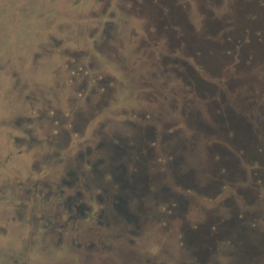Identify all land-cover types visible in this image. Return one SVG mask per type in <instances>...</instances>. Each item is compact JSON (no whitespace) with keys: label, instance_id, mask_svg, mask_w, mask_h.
<instances>
[{"label":"rangeland","instance_id":"1","mask_svg":"<svg viewBox=\"0 0 264 264\" xmlns=\"http://www.w3.org/2000/svg\"><path fill=\"white\" fill-rule=\"evenodd\" d=\"M137 1L145 7H141L136 3V0H109V3L115 6L114 8H111L106 0H98L100 3L96 0H0V264H75L77 262L66 257L69 254L68 251L59 250L63 248L64 238L57 243L58 236L55 234V230L57 229L56 224H62V222L53 224V229L45 230L44 234L42 233L44 239H41V243L32 244L37 236L31 232V229H34L37 234L39 233L47 219L43 220L42 218L43 222L41 223L40 218L43 215L58 217L57 211L49 205L50 203L42 206L40 199L43 200L47 192L51 191V186L55 185L54 178L59 171L53 165L55 159L61 160L59 165L67 164L68 155L66 156V150L63 149L65 143L69 144V147L72 143L67 127L62 126L67 112L71 111V115L73 112L77 121V123L75 122L76 127H74L78 134L76 144H74L76 147L75 156L78 157L80 153L88 152L90 147L95 149L103 142L111 145L92 155L93 159L107 160L105 165L98 164L97 166V168L102 167L105 170L113 166L111 156H114L115 153L112 155V152L118 150L115 149L112 139L121 148L126 147L124 142L121 143L117 139L119 136L122 139L125 138L121 133L125 126L119 124L132 115L124 114L122 111L112 114L110 110H124L123 108H127L131 102L132 106L140 111V114L143 110H147L148 106L156 108V113L158 110L159 114L155 118L164 114L165 111L169 112L171 106L179 108L177 112L179 114L180 110L184 112L186 104L180 98L181 91L187 87L189 89L196 88L188 84L185 86L183 73H186L187 79L196 77L199 82H204L208 86L204 90L206 94H209L207 91L213 89L216 90L214 92L220 94L223 91L222 88H226L224 91L227 95L229 93L227 87L242 89L259 84L257 80L251 79L244 72L245 63L242 59L245 52H243L240 64L236 65L235 70L233 69L234 63L231 64L234 61L232 55L218 56L220 54L218 53L220 51L219 43L224 40L222 25L229 22L235 16L234 12L239 8L243 9L244 0H168L170 5L164 11L163 18H161L162 9L159 7L158 0L156 2L155 0ZM68 3L75 5V9L73 6L71 10L66 9L65 5ZM151 13L154 14L153 17H151ZM231 14L232 17H230ZM227 17L230 19L227 20ZM235 18L240 17L235 16ZM180 19L187 25H193L198 31L201 25H210V27L213 25L214 33L205 30L203 39L214 41V45L206 43L207 48L202 47V51L199 46L198 48L189 47L190 51L187 52L181 35L184 34L189 40L188 37L195 36V34L175 30L179 25L176 21L179 22ZM103 20L108 26V32H105L106 25L103 26L104 34L95 32L93 27ZM165 20H168L169 24H164ZM89 26H92L91 31L86 29ZM167 27H170L171 31ZM102 39L105 44L100 45L99 41ZM193 54H198L199 57L202 55L205 61L202 59L203 63H201L199 59L200 62H197L195 57L192 58ZM74 59H79L78 64L82 67L87 61L100 60L99 63L102 66L92 68V71H105L106 74L108 72L113 78H118L120 81L121 69L119 68L138 67L135 70L138 71L140 78L137 79L134 76L133 80H129L131 84L137 82L141 87L139 97L137 101L135 100L136 104L134 105L131 101V97L125 101L123 95L126 89L124 87L123 93L118 95L117 99L106 89L103 97L104 100L108 99L109 105L105 108L103 100L101 102L100 99L94 100L95 91L89 94L91 102L89 98L82 103L76 102L73 93L77 92L75 90H81L79 82L82 81V77L79 82L70 83L71 72L77 71L74 64L71 63ZM138 60L141 62L138 63ZM224 65H227L226 68ZM222 74H224L223 78H221ZM156 75L157 77H155ZM218 78L223 79L221 83L217 82ZM254 78L257 77L254 76ZM231 79H236V81H231ZM126 83L129 88L128 81ZM117 87L114 86V88ZM128 88V92H131V89ZM167 90H171V92L168 93ZM159 93L167 94L169 102L161 99V103L158 104L161 98L158 96ZM111 95L112 97H109ZM229 99L230 104H233L230 96ZM138 101L143 105L147 104V107L140 110ZM164 103L168 104L164 106ZM200 106L203 104H193L191 109H196V107L200 109ZM106 108L107 112H104ZM52 112L54 113L53 117L58 118L61 125L55 126L54 122V125L50 122L49 119L53 118ZM88 118H91L92 123L90 120L89 122L84 121ZM138 119L139 127L142 128L145 125V119ZM186 120L171 126L172 133L170 135L177 155L184 153L181 148L184 143L186 145L193 140L192 137L195 135L193 128L199 125L195 121ZM187 122L191 124L188 125ZM106 123H112L111 127H103ZM131 126L134 125H130V129ZM115 128L117 133L113 132L112 138L109 137L108 134L111 130L115 131ZM134 131H137V127H134ZM205 138L207 137H200V142L194 150L196 155L192 157V162L199 163L200 158L204 157L206 145L208 146L210 141L213 142V138L210 140ZM136 147H139V144H136ZM235 152L241 157V153ZM56 153H59V156ZM47 160L50 162L49 165L46 164ZM181 162L177 165L178 167ZM241 167L246 172H250L248 164L245 162H241ZM40 170H43V174ZM76 170L80 173L78 169ZM131 171L128 170L129 174L132 173ZM217 171L222 175L227 173L223 168ZM150 173L151 171L148 172L151 176ZM170 173L172 175V171ZM170 173L168 174L170 175ZM115 174L113 177L117 178L118 171ZM78 178L80 183H76L77 185L87 183L91 186L90 180L84 181L81 176ZM66 179L69 178L66 177ZM100 179L97 177L94 184H100ZM114 180L112 179V182ZM41 183L45 185L44 188L41 187ZM115 183L117 184V182ZM170 183H165L159 189L150 185L151 190H155L151 196L156 195L158 198L156 201L161 204L159 207L156 206V201L151 203L147 200L149 206L147 208L151 209L150 213L155 214L157 218L153 222L155 228L163 223L160 221L162 205L164 199L170 195L174 200L184 197L189 204L200 201L206 207L211 203L214 204L210 201V197L203 195L202 192L199 195L194 189H180L181 187L176 186L174 181L172 184ZM235 184L233 192L237 191V187H245L244 183L240 181ZM104 185L111 187L110 182L103 178ZM37 187L41 194L44 193V196L37 192ZM164 188L171 191L160 193ZM253 193L255 194L254 191ZM223 194L225 195L221 197L222 199L229 196L227 192ZM105 199H107L106 195ZM126 200L129 210L136 213L137 200L134 201L131 195L128 199L126 197ZM218 204L219 202H216V205ZM185 205L187 206V204ZM258 205L254 206L252 215L258 214L259 217L264 218V204ZM185 210L186 207L179 208V214L183 217L188 212H184ZM109 215H113V218H107V225L104 224V228L98 227L100 233L104 229L110 233H122L126 230L123 228L124 224H120L121 218L118 213L109 212ZM109 215L108 217H110ZM139 215L145 221V225L152 224L151 214ZM199 215L200 211L191 212L189 220ZM34 216L38 217L37 221ZM30 225L34 228H31ZM140 226L142 228V224ZM162 227H165V221ZM174 231L175 229H173L171 237L172 243L167 237L156 232L151 236L145 235L146 232L142 229L134 238L121 235L113 241L114 244L109 246V249L104 246L103 249L97 247L99 250L95 252V255H91L92 257L89 256L87 264L100 263L101 253L110 257L109 262L103 264H154L157 263L156 259H161V264H175L176 262L166 259V256L161 252L163 249L167 250L171 244L172 248L175 247ZM55 241L57 244H54ZM49 248H51L50 251ZM54 249L58 253H53ZM56 258L59 259L55 260ZM131 258H134V261L131 262L129 260ZM256 259L258 260V257ZM82 261L80 259V264L83 263Z\"/></svg>","mask_w":264,"mask_h":264},{"label":"flooded vegetation","instance_id":"2","mask_svg":"<svg viewBox=\"0 0 264 264\" xmlns=\"http://www.w3.org/2000/svg\"><path fill=\"white\" fill-rule=\"evenodd\" d=\"M96 1L98 2V0ZM106 1L111 8L115 7L109 3V0ZM158 2L159 7L162 9L161 18H163L164 11L170 4L168 0H158ZM136 3L140 4L141 7H145L137 0ZM72 6L75 9V5L72 3L65 5L68 10H71ZM234 14L240 18H235L234 16L229 22L222 25V37L224 40L219 43L220 51L218 53L220 54L218 56L232 55L234 61L231 64L234 63L233 69L235 70L236 65L240 64L243 52H245L242 59L245 63L244 72L251 79L257 80L259 84L242 89L227 87L229 91L227 95L224 91L226 88H222L223 91L220 94L214 92L216 91L214 89L207 91L209 94H206L204 90L208 86L204 82H199L196 77H194L195 80L194 78L187 79L186 73H183L185 86L188 84L196 88L189 89L187 87L181 91L180 98L186 104L185 107L183 106L184 112L180 110L179 114L177 113L179 108L171 106L169 112L165 111L166 113L164 112V114H160L159 117L155 118L159 114L158 110L156 113V108L148 106L147 110H143L140 114V111L132 106L131 102L127 108H123L124 110H110L112 114L122 111L124 114L132 115L119 124L125 126L121 132L125 138L122 139L121 136H116L121 143H125L126 147L121 148L112 139L115 149L117 148L122 152L119 153L118 150L112 152V155L115 153L114 156H111L113 166L105 170L102 167L97 168V166L98 164L100 166L105 165L107 160H96L92 158V155L102 148L105 150L110 144L103 142L97 148L92 149L90 147L88 152L80 153L78 157L75 156L76 147L74 144H76L78 134L74 127H76L77 121L73 112L72 115L70 114L71 111L67 112L62 123L64 128L67 127L72 142L70 147L69 144L65 143V148L63 149L66 150V156L68 155L67 164L59 165L58 163L61 160L55 159L53 165L59 169L54 178L56 180L54 182L55 185L54 187L51 186L50 192L45 191L48 190L45 189L44 191L47 192V195H45L43 200L40 199L42 206L50 203L49 205L57 211L58 217H46L45 215L41 218L39 217L41 223L44 219H47L38 234L34 229H31V232L37 236L32 244L41 243V239H44V237L42 238L44 231L53 229V224L62 222V224H56L57 229L55 230V234L58 236L56 238L57 243L64 238L63 248L59 250L68 251L69 254L66 257L77 261L75 264H80V259L83 260L82 264H87L89 256L95 255V252L99 250L97 247L109 249V246L114 244L113 241L121 235L127 238H134L138 235L139 230L142 229L146 232L145 235L151 236L156 232L167 237L172 243L171 237L173 229H175V247L172 248L171 244L167 250L163 249L161 251L166 256V259L176 262L175 264H264V223H262L264 218L262 216L259 217L258 214L252 215L254 206L264 204V0H244L243 9L239 8ZM150 15L151 17L154 16L153 13ZM232 16L231 14L230 17ZM242 16L244 17L242 18ZM169 18H171L170 15ZM229 19L227 17V20ZM181 20L179 22L176 21L179 25H177L178 28L175 30H179L182 33L195 34V36H189V40L184 34L181 35L182 42L186 44L187 52L190 51L189 47L198 48L199 46L202 51V47L207 48L206 43L211 44V46L214 45V41L203 39L205 30L214 33L215 27L213 25L211 27L210 25H201L198 31L193 25H187ZM104 22V20L101 23L98 22V25L94 26L93 30L104 34L103 26L106 25ZM166 23L169 24V21L165 20L164 24ZM106 27L107 30L105 32L107 33L108 26L106 25ZM90 28L92 26L87 27V31H91L92 29ZM168 30L171 31L170 27ZM200 33L202 34L201 37ZM194 38L196 39L194 40ZM99 42H101L100 45L104 43L103 39ZM194 57L197 62L201 61L203 63L202 59L205 61L202 55L199 57L198 54H193L192 58ZM78 60L74 59V61H71L77 71H72V78L70 77V83H77L82 77V81L79 82L81 90H75L77 92L73 93L76 102L82 103L88 100L87 98L91 102L89 94L95 91L96 97H94V100L100 99V102L103 100V107L105 108L109 105L108 99L104 100L103 97L104 92L107 91L106 89L111 94H114V98L117 99L125 88V94L123 95L125 101L131 97V101L134 105L136 104L141 87L137 82H132L131 84L129 80H133L134 76L137 79L140 78L138 71L135 70L138 67L132 69L119 68L121 69L120 81L118 78H113L108 72L106 74L105 71H92V68L102 66L99 63L100 60L87 61L83 67L78 64ZM140 62L138 60V63ZM187 69L193 76L189 68ZM257 74L258 76H256ZM223 76L224 74H222L221 78ZM254 76L257 78H254ZM218 79V83L223 80ZM231 81H236V79H231ZM229 83L231 84L230 81ZM115 85L118 87L114 88ZM258 85L259 87H257ZM127 88L131 89V92H128ZM171 90H167V92L169 93ZM158 96L161 97L158 104L161 103V99L169 102L167 94L159 93ZM229 96L232 98L233 104H230ZM109 97H112V95ZM167 104L164 103V106ZM193 104H203V106H200V109L197 107L196 109H191ZM76 105L78 104L76 103ZM146 107L147 104L143 105L139 102L140 110ZM104 112H107V108ZM51 116H54L53 112ZM137 117L145 119V125L142 128L139 127V119ZM183 118L187 119L186 121H195L199 125L196 128L192 127L195 134L192 137L193 140L186 143V145L184 143L181 148L184 153L177 155L178 153L174 151L175 148L170 135L172 133L171 126L184 122ZM49 120L52 124L54 122L55 126L61 125L58 118L53 117L52 120ZM89 120L92 123L91 118L84 121L89 122ZM111 124L106 123L103 127H111ZM187 124L191 123L187 122ZM130 125L134 126H131L132 128L130 129ZM134 127H137L136 132ZM103 132L105 131L103 130ZM113 132L117 133V129L115 128V131L111 130L110 134H108L109 137L112 138ZM204 136L207 137L205 138L207 140L213 138V142L210 141L209 145H206L204 157L200 158L201 160L199 159V165V163L191 160L196 155L194 150H196L200 142V137L204 138ZM214 139H217V141H214ZM44 141L45 139L43 138ZM136 144H139V147H136ZM235 151L241 153L242 158ZM59 153H56V155L59 156ZM125 158L127 160H124ZM172 162L176 166H172ZM180 162L181 165L178 167L177 165ZM241 162L248 164L249 173L241 167ZM46 164H50L49 160L46 161ZM222 168L224 171L226 170V174H218L217 170ZM128 170H132V173L129 174ZM42 171L40 170V172ZM116 171L119 174L116 176L117 178H114ZM149 171H151V176L148 174ZM170 171H172V175ZM78 176L83 177L84 181L90 180L91 186L87 183L77 185L80 183ZM66 177L69 179H66ZM97 177L101 178L100 184H94ZM103 178L110 182L111 187L108 185L103 186ZM111 178L116 180L112 182ZM172 181L175 182L176 186H180V189H194L199 195L202 192L203 195L210 197V201L214 202V204L211 203L207 207L202 205V201L189 204L184 197L174 200L170 195L171 198L166 197L162 205L161 216L163 218L161 217L160 221L161 223L165 221V227H162V223L158 228H155L153 222L157 218L155 214L150 213L151 209L147 208L149 207L147 200L152 203L158 198H156V195L154 197L151 196L155 190L153 189L154 191H152L150 185L159 189L165 183L171 182L170 184H172ZM238 181L244 183L245 187H237V191L233 192L235 183ZM40 185L42 188L45 187L42 183ZM37 188V192L44 196L43 191H41L43 193L41 194L39 187ZM166 191L171 190L164 188L161 189L160 193ZM226 192L229 196L222 199L221 197L225 195H222V193ZM105 195L107 199H105ZM130 195L134 201L137 200L136 213L130 211L127 206L126 197L128 199ZM216 202H219V204L216 205ZM159 205L161 204L157 202L156 206ZM181 206L183 208L186 207L184 212L188 211L185 217L179 214ZM190 208L191 210H189ZM199 211V216H194L189 220L191 212L197 213ZM109 212L119 214L121 218L120 224H124L123 228L126 229L125 231L122 233H110L105 229L102 233L98 231V227L104 228V224L107 225V218H113V215H109ZM139 214L144 216L151 214L152 224L149 226H147L148 224L145 225V221ZM34 217L37 221L38 217ZM140 224H142V228ZM171 226H174L173 229ZM31 228L34 227L31 226ZM56 241L54 244H57ZM48 250L50 251L51 248ZM52 252L58 253L56 250ZM100 255H98L100 256V263L98 264L109 262V256L103 253ZM257 257L258 260L256 259ZM57 259L59 258L55 260ZM129 260L132 262L134 258ZM156 260L157 263L154 264L162 263L161 259Z\"/></svg>","mask_w":264,"mask_h":264}]
</instances>
